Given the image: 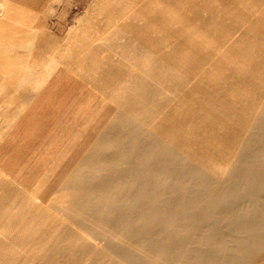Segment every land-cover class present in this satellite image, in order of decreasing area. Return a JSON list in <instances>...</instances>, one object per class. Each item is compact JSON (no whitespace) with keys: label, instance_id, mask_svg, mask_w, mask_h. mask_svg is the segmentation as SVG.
Here are the masks:
<instances>
[{"label":"bare ground","instance_id":"6f19581e","mask_svg":"<svg viewBox=\"0 0 264 264\" xmlns=\"http://www.w3.org/2000/svg\"><path fill=\"white\" fill-rule=\"evenodd\" d=\"M1 2L0 141L63 72L95 106L35 189L0 170V264H264V0H99L31 63Z\"/></svg>","mask_w":264,"mask_h":264},{"label":"crops","instance_id":"0c3cea01","mask_svg":"<svg viewBox=\"0 0 264 264\" xmlns=\"http://www.w3.org/2000/svg\"><path fill=\"white\" fill-rule=\"evenodd\" d=\"M59 78V83L52 82L46 87L47 94L43 100L32 103L31 107L26 109L11 124L3 139H1L2 141H0V170L12 177H17L21 183L26 184L30 189H35V185L41 174L52 173V170L45 172L40 169V154L43 153L42 150L46 149L49 152L43 153V156L45 155L46 157L52 155L53 151L57 150L56 147H48V138L43 141L41 134H49L54 131L53 127L56 121L62 119L63 121H72L71 130L63 135L62 140L68 141L72 139L74 142L77 141L76 132L80 129L78 118L80 119L86 113L91 112L95 106L92 101V91L90 88L76 79L74 75L63 72ZM0 105H2L0 106V110L5 106V114L0 115V124H2L4 116L7 115L6 112H8L9 107L12 109L13 105L2 102ZM60 115L62 117L57 118ZM88 140L87 136L84 140L81 138L79 144L84 142L83 145H85L89 142ZM73 152L75 154L76 150ZM1 175L0 173V177ZM38 184L40 186V182ZM48 188L51 187L48 186Z\"/></svg>","mask_w":264,"mask_h":264},{"label":"rangeland","instance_id":"374dc122","mask_svg":"<svg viewBox=\"0 0 264 264\" xmlns=\"http://www.w3.org/2000/svg\"><path fill=\"white\" fill-rule=\"evenodd\" d=\"M1 1L5 2L7 0H0V12L2 10ZM98 1L99 0H20V3L22 2V5L25 4L24 6H28L26 7L28 10L27 12H29L30 14L36 13V15L41 18V21L39 23L33 24L36 30L33 35L34 38H32L34 41L30 40L33 42L31 43L32 45H29L30 41L29 43H26L28 42L26 41L24 44L25 46H23V48H20L22 51H24L25 54H27L26 52H28V60L26 61L31 63L32 59L39 54L41 58L40 60H42L44 56H47L48 53H44L46 51L45 47L43 49L44 51L39 52L37 48L38 41L43 43L44 41L48 40L47 47L49 49L55 48V46L57 45L58 46L55 49H62V47H64L65 45L63 42L66 43L69 41V39L67 38H69L68 35L70 33V30L74 27H81L83 25L82 19L85 16L96 14L94 13L95 10L93 9V7H95ZM43 44H46V42H44ZM53 44H55V46H53ZM41 55L43 57H41ZM35 66L37 67L36 64ZM38 67H41V65H38Z\"/></svg>","mask_w":264,"mask_h":264}]
</instances>
